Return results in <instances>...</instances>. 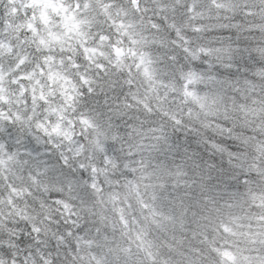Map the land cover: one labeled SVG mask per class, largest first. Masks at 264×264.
Wrapping results in <instances>:
<instances>
[{"label": "snow or ice", "instance_id": "1", "mask_svg": "<svg viewBox=\"0 0 264 264\" xmlns=\"http://www.w3.org/2000/svg\"><path fill=\"white\" fill-rule=\"evenodd\" d=\"M0 264H264V0H0Z\"/></svg>", "mask_w": 264, "mask_h": 264}]
</instances>
